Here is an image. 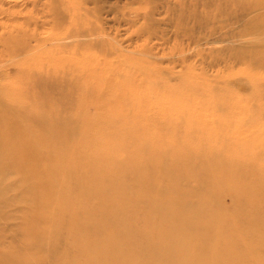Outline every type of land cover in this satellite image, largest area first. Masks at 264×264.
I'll return each instance as SVG.
<instances>
[{
	"label": "bare ground",
	"instance_id": "bare-ground-1",
	"mask_svg": "<svg viewBox=\"0 0 264 264\" xmlns=\"http://www.w3.org/2000/svg\"><path fill=\"white\" fill-rule=\"evenodd\" d=\"M54 26L33 47L20 33L2 37L10 50H27L20 63L31 76L27 89L18 79L1 85L0 220L21 214L26 244L0 249V264H264V163L246 144L227 154L207 146L218 131L183 104L195 96L183 91L195 89L187 81L156 91L164 128L147 116L139 123L121 84L101 77L110 110L83 117L86 107L99 106L95 87L85 85L80 53L61 58L70 44L61 39L59 20ZM224 105L218 145H226L231 122ZM84 129L87 141L80 138ZM16 204L18 212L5 210ZM54 230L60 233L52 239ZM48 236L60 254L43 250Z\"/></svg>",
	"mask_w": 264,
	"mask_h": 264
},
{
	"label": "rangeland",
	"instance_id": "rangeland-1",
	"mask_svg": "<svg viewBox=\"0 0 264 264\" xmlns=\"http://www.w3.org/2000/svg\"><path fill=\"white\" fill-rule=\"evenodd\" d=\"M52 3L56 5L54 13L50 11ZM73 18L78 20L74 22ZM56 19L62 25L61 39L70 44L61 58L66 61L73 57L72 52L80 53L85 85L95 87L93 101H98L99 106L86 107L83 117L91 116L100 107L101 112L110 110L105 103L111 99L109 85H101L97 81L101 77L107 83L121 84L123 98L136 103L132 111L135 109L139 123L147 116L150 123L164 128L162 110L153 105L156 91L177 88L187 81L195 89L183 91L195 96L189 103L182 100L183 104L194 108L190 112L196 119H203L206 128L218 131L207 146L227 154L246 144L257 161L264 163V116L257 115L259 109H264V0H0V95L2 84L17 79L21 89H27L31 76L22 71L20 63L27 50H10L3 46L2 37L9 32L20 33V39L24 35L33 47L36 40L46 39L55 31ZM78 39L80 47L75 45ZM66 78H72L69 71ZM215 97L217 101H213ZM141 99L145 107H139ZM224 103L230 107L231 122L226 145H218ZM5 111L10 114L12 109ZM63 112L59 110L57 114ZM126 112L118 113L121 122L127 121ZM65 122L69 124H60ZM84 130L80 138L87 141L90 132ZM201 138L199 133L197 143L203 145ZM64 194V190L57 191L60 198ZM18 204L8 205L5 210L18 212ZM58 213L54 214L55 220L63 218L62 211ZM19 215L0 220V249L26 244ZM59 233L54 230L50 236L53 239ZM50 236L42 242L43 250L60 254L62 251L51 247ZM6 263L16 264L13 260Z\"/></svg>",
	"mask_w": 264,
	"mask_h": 264
}]
</instances>
